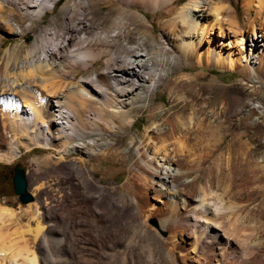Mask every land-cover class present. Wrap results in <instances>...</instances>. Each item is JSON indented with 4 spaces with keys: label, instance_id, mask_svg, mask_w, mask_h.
<instances>
[{
    "label": "bare ground",
    "instance_id": "obj_1",
    "mask_svg": "<svg viewBox=\"0 0 264 264\" xmlns=\"http://www.w3.org/2000/svg\"><path fill=\"white\" fill-rule=\"evenodd\" d=\"M56 1L0 0V11H3L6 5H12L15 12L22 15V19L26 17L35 20L41 18L49 7L54 6ZM103 1L108 4L110 12L116 10L118 13L116 17H110V15L107 17V21L112 26L105 31L90 33L94 13L91 12L86 15L83 11L84 9H92L97 0H67L62 6V12L68 13L70 21L74 16L79 15L80 21L64 22L63 25L66 30L60 34L57 27H53L51 30L47 27L26 49V59L23 60V63L21 61L23 65L18 64L24 66V72L26 66V73H19L21 76L17 74V77L26 76L25 79H29L26 85L20 84L23 85L20 88L21 91L23 90L20 96L22 95L21 98L25 99V104L20 103L13 93H10L13 95H5L3 94L4 91L0 93V106H4L10 114L14 128L9 138V133L6 132V128H8L6 126L9 123L3 121V127H0V158H5L6 154H9L6 159L18 157L20 155L18 145L22 143L26 145L28 150H33L37 146L42 147L48 152L46 162L58 164L55 172L57 176L61 177L62 193H65V188L73 186L74 171L79 168L80 177L82 179L89 178L86 181L90 183L92 190L98 192L100 197L105 194L106 184L91 176L90 170L86 166L78 167L79 165L74 160L68 161V163L63 162L66 155L87 148L83 152L88 158L96 159L104 156L106 152H101V149H97L90 141L83 140L84 136L89 131L103 127L101 124L102 121H105V116L107 117L105 122L111 128L115 126L123 128L126 122L131 123L129 117L131 111L129 112V109L125 110L124 108L129 103H126L125 100L131 94L133 95L132 103L140 100L142 93L150 91L166 77L164 76L166 74L165 69L155 67L162 61L158 57L159 55L151 52L146 55L142 54L140 51L145 42L135 41L131 37V27L138 29L145 26L146 18L137 12L127 11L123 4L159 9L161 25L166 33L174 38L171 40L173 48L188 59L194 58L199 65H212L221 69L238 71L243 78L247 77L253 82H257L261 76H264V0H243L245 29L241 27L237 12L238 7H235L232 0ZM0 26L16 34H22L24 31L18 23L15 24L9 18L2 19L1 15ZM33 26L27 25L26 30L33 28ZM217 30L221 37L230 32L235 33L237 40L243 44L249 43L252 51L256 52L254 50L257 49V53L252 56V52L248 54L243 49L234 53L232 50L226 51L214 47L213 37ZM206 40H208L207 45H204ZM160 50L167 52L166 47L160 48ZM100 58H105L104 68L97 69L88 78H81L76 84L78 86L69 89V92L63 89V87L65 88L63 83L60 85L56 81L49 83V87H46L45 91H37L32 88L33 83L30 84V80L33 77L35 80L36 76H42V78H46V81L47 79L52 81L55 78H61L65 82L68 80L66 78L74 77V70H87L93 67ZM51 78L53 79L51 80ZM180 78L182 80L170 77L162 84L163 89L172 93L173 87L184 86L187 82L185 75L181 74ZM17 80L19 79L16 78ZM3 82H0V90L6 89L4 88L5 85H2ZM70 82L72 81H66L67 84ZM11 83L14 84V82ZM11 83L6 84V86L13 89ZM52 96L56 97L55 101ZM176 99L178 101L174 105L183 103L182 110L188 106V101L179 100L177 97ZM240 99L242 97L238 94L232 96L233 102ZM156 108L159 106L154 105L149 109L148 116L151 119H155L164 112L155 111ZM180 114H170L166 118V126L162 128L156 121L151 120L150 130L152 133H146L145 140L134 147L135 159L129 174V181L136 186L134 199H136L135 203H138V214L141 222L146 224L150 217H159L161 229L166 228L168 232L167 240L170 251L182 252L189 259V264H264L261 246H257V243H252L248 237H245L244 246L242 245L241 248L236 241L235 234L230 232L223 221L225 213L236 212L245 202L234 204L236 201L227 200L230 201L228 203L221 197L219 199L207 198L206 192L198 196L187 195L186 192H183L187 184L193 179L186 176L188 168L186 169L184 164H187L186 162L190 157H192L191 161L198 163L199 155L194 152L192 154L180 140L181 136L176 135V133L181 132L183 136L191 131L196 132L197 135L218 133V130L230 119L225 118L216 122L212 118H195V116L190 115L185 117L184 113ZM5 115L2 114V117ZM180 117L183 118L180 119ZM76 138L82 141L74 142ZM171 139L173 141H170ZM232 139L241 141L243 132H235ZM53 151H55L54 156L50 155ZM199 162L201 161L199 160ZM191 170H193L192 165ZM42 177L44 176L42 175ZM82 186L79 183L78 190L79 188L82 189ZM27 188L29 189V187ZM32 192L39 199L38 202L29 205L34 211L36 222L35 228L30 229L35 241L44 239L46 235L39 215L42 210L48 208L49 189L43 182L37 183L36 181ZM79 192H77L78 195H80ZM250 196L248 193L245 201H248ZM98 199L100 198L95 199V204ZM67 200V196L62 198L63 204L67 203ZM14 213V208L0 203V223H3L5 218H15ZM10 218L6 220L10 221ZM165 222H171V224L166 227ZM27 227L29 228V226ZM25 230L23 231L26 232ZM0 231L2 230L0 229ZM18 231L23 232L22 230ZM3 234L0 233L1 239L4 238ZM10 234L11 236L7 240L10 239V242L8 243L17 239L16 236L12 237V232ZM60 234L59 244H57L60 245V250L64 251L66 249V233L63 228L60 230ZM23 237H20L19 240ZM27 237L30 236L27 235ZM7 241L5 242L7 243ZM115 241L113 240V243ZM8 243L0 245L2 264H49L46 260L39 262L38 258L41 255L38 257V249L37 251L34 250L36 246L33 243L31 244L29 241L24 243L23 241L24 244L21 243L22 245L20 244L21 246H18L15 252L12 250L7 253L8 250L13 249L12 245L15 242L10 245ZM45 244L47 243L45 242ZM48 247L45 246V248ZM76 261L73 260L72 264H78ZM120 261L121 264H126L125 258L120 259Z\"/></svg>",
    "mask_w": 264,
    "mask_h": 264
},
{
    "label": "rangeland",
    "instance_id": "obj_2",
    "mask_svg": "<svg viewBox=\"0 0 264 264\" xmlns=\"http://www.w3.org/2000/svg\"><path fill=\"white\" fill-rule=\"evenodd\" d=\"M66 1L57 0L54 6L49 7L41 18L35 20L26 17L22 19V15L17 14L12 5H6L4 10L0 11L2 19L9 18L24 29L22 34H16L0 26V72H2L0 73V82L5 80L2 85H5L4 88H6L1 89L0 93L4 91L3 94L5 95L14 94L20 103H26L25 99L21 98L22 95L20 96L23 91L20 88L26 85L29 79H25L26 76L23 78L17 77V74L21 72L26 73V66L25 72L23 71L24 66H20L23 65V60L26 59V49L47 27L50 30L57 27L60 34L66 30L63 25L64 22L80 21L79 15L74 16L70 21L68 13L62 12V6ZM232 1L235 7H238V18L242 29H245L243 0ZM123 6L127 11L137 12L140 16L146 18L145 26L138 29L131 27V37L135 41L145 42L140 51L142 54L146 55L151 52L159 55L158 57L162 61L155 67L165 69L167 75L164 74V76L166 77L159 81L156 87L144 92V94L142 93L140 100L132 103V94L125 100L126 103H129L124 108L125 110L129 109V112L131 111L129 113L131 123L126 122L123 128L119 126L111 128L105 122L107 118L105 116V121H102L101 124L103 127L89 131L84 136L83 140L90 141L97 149L100 148L101 152H106L104 156L96 159L88 158L83 152L87 148L66 155L63 162L68 163V161L74 160L79 165L78 167L86 166L90 170L91 176L106 184L107 189L105 194L101 195L102 197L98 192L92 190L90 183L86 181L89 178L82 179L80 177L79 168L74 171L73 186L71 185L73 189L70 186L71 189L65 188V193H62L61 177L57 176L55 172L58 164L46 162L48 152L40 146L28 150L26 145L22 143L18 145L20 151L18 157L6 159L9 155L6 154L5 158H0V203L15 210V218L9 217L10 221H7L9 218H5L4 224L0 223L2 225L0 226L2 230L0 233L3 234V231H5L4 238H0V242L2 241L0 245L10 242V239L7 240L12 232V237L16 236L17 242L15 239V243L11 241V243H14L12 245L13 249L8 250L7 253L12 250L15 252L18 246L29 241V243L36 246H34L36 248L34 250L37 251L38 249V254L36 252L38 257L41 255L38 258L39 262L46 260L49 264H72L73 260H77L78 264H121L120 259L123 258H125L126 264H189V259L182 252L178 250L170 251L167 240L168 232L166 228L161 229V219L159 217H150L146 224L141 222L142 220L138 214V203H135L136 199H134L136 186L129 181V174L135 159L134 147L145 140L146 133H152L150 130L151 122L156 121L159 127L162 128L166 126L165 121L170 114L181 115L180 113H184L185 117L187 115L195 116V118L207 117L216 122L226 118L230 121L225 122L218 133L197 135L196 132L191 131L184 136L181 132L176 133V135L181 136L180 140L183 141V144L192 154L194 152L199 155L198 163L191 161L192 157H190L189 162L187 161V164H184V167L188 168L186 176L193 179L187 184L183 192L194 196L206 192L207 198L219 199L221 197L228 203L231 200L236 201L234 204L245 202L244 205L241 204L236 212L225 213L223 221L230 232L235 234L240 247L244 246V239L248 237L252 243L261 246L260 250L264 258V76H261L259 80L257 79V82H253L247 77L243 78L238 71L221 69L212 65H199L194 58L188 59L173 48L171 40H174V38L170 37L171 35L166 33L161 25L159 9L143 8L132 4H123ZM83 11L86 15L91 12L94 13L93 23L90 21L92 25L89 30L90 33L102 32L111 27L112 25L107 21V17L109 15L110 17H116L118 14L116 10L110 12L108 4L103 0H97L92 9H84ZM27 25L34 26L26 30ZM13 26L15 27V25ZM227 35L221 37L217 30L213 37L214 47L226 51L232 50L234 53H238L240 49H243L248 54L252 52V56L257 53V49H253L256 52L252 51L249 43L243 44L237 40L235 33L230 32ZM207 41L204 45H207ZM163 47H166L167 52L160 50ZM104 60L105 58H100L93 67L87 70H74V77L71 79L66 78L68 80H65V82L61 78H51L52 81L49 79L46 81V78L36 76L35 80L34 77L30 80V84L33 83L32 88L37 91H45L46 87H49V83L56 81L60 85L63 83L62 85H65L63 89L69 92V89L78 86L76 84L79 83L78 81L81 78H88L97 69L104 68ZM181 74L185 75L187 81L184 86L173 87L172 93L167 89H163L162 84L170 77L182 80L180 78ZM9 76L11 79H9ZM16 78L19 80L16 81ZM69 79L72 82L67 84L66 81H70ZM11 82H14V84ZM9 83L16 89L13 87V89H10V86H6ZM22 83L23 85H20ZM234 94L240 95L242 99L233 102L232 96ZM176 97L179 100L188 101V106L184 110L181 109L183 103L174 105L178 101ZM55 98V96H52L54 101ZM219 100L221 101L218 103ZM154 105L159 106L155 111L164 112L155 119H151L148 113L150 107L152 108ZM3 107L0 106V124L2 123L0 127H3V121L9 123L6 124V127H8L6 132L9 133L10 138L14 129L12 127L13 123L10 114ZM2 114L6 115L2 117ZM183 117H180V119ZM247 119L248 121L245 122ZM239 131L243 132V139L241 141L233 140V134ZM79 141L82 140L76 138L74 142ZM170 141H173V139ZM51 153L50 155H55V151ZM179 153L182 154V152ZM18 162L26 167L28 191L34 197V200L27 204H21L12 189V167ZM191 165L193 170H191ZM36 181L37 183L43 182L46 188L49 189V204L47 210H42L39 215L46 235L44 239L34 241L30 229L35 228L36 222L34 211L29 205L39 201L37 195L32 192ZM79 183L84 186H82L83 190L81 188L78 190ZM78 191H80V195H78ZM248 193H250L251 198L245 201ZM66 196L67 203L63 204L62 198ZM96 198L100 199L95 204ZM170 224L171 222L164 223L166 227ZM24 228H27V230ZM62 228L66 233L65 252L61 251L60 245H58ZM18 230H25L26 232H19ZM27 235L30 237H27ZM20 237H23L21 239L24 243L21 239L19 240ZM113 240H116V243H113ZM34 242L36 243L34 244ZM11 243H8V245ZM1 261L2 258L0 257V264H2Z\"/></svg>",
    "mask_w": 264,
    "mask_h": 264
},
{
    "label": "water",
    "instance_id": "obj_3",
    "mask_svg": "<svg viewBox=\"0 0 264 264\" xmlns=\"http://www.w3.org/2000/svg\"><path fill=\"white\" fill-rule=\"evenodd\" d=\"M12 189L18 196L21 204H27L34 200L33 195L28 191L26 167L21 163H16L12 167Z\"/></svg>",
    "mask_w": 264,
    "mask_h": 264
},
{
    "label": "flooded vegetation",
    "instance_id": "obj_4",
    "mask_svg": "<svg viewBox=\"0 0 264 264\" xmlns=\"http://www.w3.org/2000/svg\"><path fill=\"white\" fill-rule=\"evenodd\" d=\"M11 176H12V174H11Z\"/></svg>",
    "mask_w": 264,
    "mask_h": 264
}]
</instances>
